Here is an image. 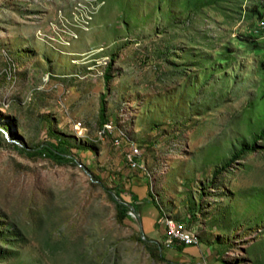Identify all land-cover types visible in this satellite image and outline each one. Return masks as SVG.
<instances>
[{
  "label": "rangeland",
  "instance_id": "374dc122",
  "mask_svg": "<svg viewBox=\"0 0 264 264\" xmlns=\"http://www.w3.org/2000/svg\"><path fill=\"white\" fill-rule=\"evenodd\" d=\"M1 1L0 264H264V0H98L77 65L35 35L73 0ZM55 137L70 160L37 152ZM140 171L156 239L109 193ZM164 216L199 244L159 258Z\"/></svg>",
  "mask_w": 264,
  "mask_h": 264
},
{
  "label": "built area",
  "instance_id": "2783aa9c",
  "mask_svg": "<svg viewBox=\"0 0 264 264\" xmlns=\"http://www.w3.org/2000/svg\"><path fill=\"white\" fill-rule=\"evenodd\" d=\"M99 4L100 2H98V0H73V10L69 18L64 15L62 9H58L53 19L48 22L47 27L50 31L44 32L41 27H38L35 33L36 37L48 44L55 53L72 56L70 58V63L74 65L79 64L80 59L75 57L77 53L71 51L70 47L73 42L79 38L80 31L89 30L92 15ZM13 70L14 68L9 66L8 69H5V72L11 74ZM80 124V121H77L76 128H78ZM113 128L114 125L112 121L106 120L102 124L99 134L102 135L103 133L111 132ZM125 131L126 130H121L118 133V138L114 139L113 144L116 147L119 146L121 140L125 138ZM141 156V147L134 142H130L124 154V160L128 168L131 170L144 169L141 164ZM168 165V158L162 159L161 172H164ZM127 214L135 219H140V214L133 208L128 209ZM160 221L164 224L163 247L169 249L176 244L184 246L199 244L200 240L195 234V230L187 228L184 223L185 221L169 216L161 217Z\"/></svg>",
  "mask_w": 264,
  "mask_h": 264
},
{
  "label": "crops",
  "instance_id": "0c3cea01",
  "mask_svg": "<svg viewBox=\"0 0 264 264\" xmlns=\"http://www.w3.org/2000/svg\"><path fill=\"white\" fill-rule=\"evenodd\" d=\"M9 3H12L9 1ZM2 1L0 0V21L1 20V12L3 11ZM5 9H8L5 7ZM11 22L15 23V19H11ZM144 178L141 177V174H138L137 178H129L128 186L129 189L133 192L131 198L128 202L134 205L136 210L140 214V226L142 231L151 239H156L157 231L155 229V224L159 220V210L156 208L152 198L145 193L143 184ZM143 205V206H141ZM164 236V235H163ZM163 238V237H162ZM183 247H189L184 246Z\"/></svg>",
  "mask_w": 264,
  "mask_h": 264
},
{
  "label": "trees",
  "instance_id": "16d2710c",
  "mask_svg": "<svg viewBox=\"0 0 264 264\" xmlns=\"http://www.w3.org/2000/svg\"><path fill=\"white\" fill-rule=\"evenodd\" d=\"M108 79H109V75L105 74V76H104L105 83L108 81ZM103 111H104L103 108H101L100 113L102 116V124L106 121V119L104 118V115H103ZM103 120H104V122H103ZM0 144H1V140H0ZM69 148H70V144L65 139H63L61 137H55L54 142L44 141L43 143H41L40 146L37 148V150H38L37 152L41 153L42 155L48 156L49 158H51L52 160H54L56 162L62 163V162H65L67 160H70V157H69L70 156L69 155L70 149ZM109 193H110V197H111V199L114 202V205L116 207L117 214L120 217L128 216L127 211L130 208H133L135 211H137L136 208L134 207V205L131 204L130 202L126 201L125 199H122L116 193H114V192L112 193L111 190L109 191ZM149 240H151V239H149ZM179 246H181V245H179ZM182 248L183 247H178V249H180V250ZM162 249H163V247L161 245L160 253L158 254V257L165 259L164 255L162 254Z\"/></svg>",
  "mask_w": 264,
  "mask_h": 264
}]
</instances>
